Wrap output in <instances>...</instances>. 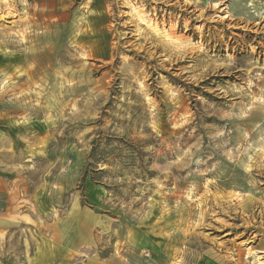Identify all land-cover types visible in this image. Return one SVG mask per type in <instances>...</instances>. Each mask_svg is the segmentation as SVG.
<instances>
[{
  "label": "rangeland",
  "instance_id": "obj_1",
  "mask_svg": "<svg viewBox=\"0 0 264 264\" xmlns=\"http://www.w3.org/2000/svg\"><path fill=\"white\" fill-rule=\"evenodd\" d=\"M0 264H264V0H0Z\"/></svg>",
  "mask_w": 264,
  "mask_h": 264
}]
</instances>
